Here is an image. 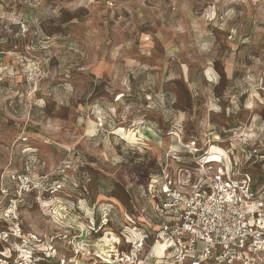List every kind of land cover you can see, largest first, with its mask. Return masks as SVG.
I'll return each mask as SVG.
<instances>
[{"label":"rangeland","instance_id":"rangeland-1","mask_svg":"<svg viewBox=\"0 0 264 264\" xmlns=\"http://www.w3.org/2000/svg\"><path fill=\"white\" fill-rule=\"evenodd\" d=\"M221 164L264 186V0H0V185L34 181L27 231L65 241L108 200L151 222L150 175Z\"/></svg>","mask_w":264,"mask_h":264},{"label":"built area","instance_id":"built-area-1","mask_svg":"<svg viewBox=\"0 0 264 264\" xmlns=\"http://www.w3.org/2000/svg\"><path fill=\"white\" fill-rule=\"evenodd\" d=\"M165 168L143 187L153 221H139L127 210L117 227L114 206H108L113 201L106 199L93 204L98 215L86 216L65 241L25 230L20 198L35 185L28 174L11 172L14 192L0 185V264H264V186L222 164L209 174L212 166L198 170L196 178L179 168L174 181ZM49 186L44 191L53 193L64 183ZM36 201L46 200L39 195ZM58 239L70 250L56 261Z\"/></svg>","mask_w":264,"mask_h":264},{"label":"crops","instance_id":"crops-1","mask_svg":"<svg viewBox=\"0 0 264 264\" xmlns=\"http://www.w3.org/2000/svg\"><path fill=\"white\" fill-rule=\"evenodd\" d=\"M103 197H104V198H108V197H109V198H114V199H116L115 197H112V196H108V197H107V196H103ZM25 230H26V229H25Z\"/></svg>","mask_w":264,"mask_h":264},{"label":"bare ground","instance_id":"bare-ground-1","mask_svg":"<svg viewBox=\"0 0 264 264\" xmlns=\"http://www.w3.org/2000/svg\"><path fill=\"white\" fill-rule=\"evenodd\" d=\"M157 247H158V245H156V248H157ZM158 250H160V248H159V247H158ZM158 250H157V251H158ZM158 252H159V251H158Z\"/></svg>","mask_w":264,"mask_h":264},{"label":"trees","instance_id":"trees-1","mask_svg":"<svg viewBox=\"0 0 264 264\" xmlns=\"http://www.w3.org/2000/svg\"><path fill=\"white\" fill-rule=\"evenodd\" d=\"M109 196H112V195H109ZM112 197H114V196H112ZM116 198V197H115Z\"/></svg>","mask_w":264,"mask_h":264}]
</instances>
